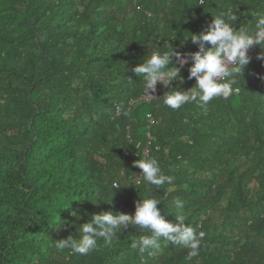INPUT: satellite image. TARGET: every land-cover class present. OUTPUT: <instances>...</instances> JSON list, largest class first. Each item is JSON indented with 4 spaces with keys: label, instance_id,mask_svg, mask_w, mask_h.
Segmentation results:
<instances>
[{
    "label": "trees",
    "instance_id": "16d2710c",
    "mask_svg": "<svg viewBox=\"0 0 264 264\" xmlns=\"http://www.w3.org/2000/svg\"><path fill=\"white\" fill-rule=\"evenodd\" d=\"M261 10L264 0H0V264H264V49L206 110L167 107L159 83L152 100L129 104L144 90L132 69L152 52L190 54V34L216 13L251 29ZM179 75L175 91L195 86ZM147 113L158 149L142 157ZM149 158L171 184L143 180L134 161ZM149 197L168 222L183 215L205 234L198 256L164 238L133 249L151 234L135 226L87 255L55 247L91 215H131Z\"/></svg>",
    "mask_w": 264,
    "mask_h": 264
},
{
    "label": "clouds",
    "instance_id": "9594fccd",
    "mask_svg": "<svg viewBox=\"0 0 264 264\" xmlns=\"http://www.w3.org/2000/svg\"><path fill=\"white\" fill-rule=\"evenodd\" d=\"M203 4L204 0H200ZM255 23L251 29L233 27L236 14L231 12H218L212 16L210 24L199 34H190L189 38L196 44L198 50L181 55L169 50L154 51L132 71L139 78H143V89L147 97H155L157 84L169 88L163 96V103L171 109H179L185 104L195 103L206 110L208 103L217 97L228 98L234 92L237 78L242 79L243 68L249 63L248 49L258 45L261 49L264 45V10L252 13ZM191 60L188 69V78H194L195 86L188 91H175L171 87L173 81L183 82L180 69ZM175 60V64L169 67ZM123 105L117 109L120 111ZM125 115L127 113H124ZM134 166L141 169L143 180L157 188L171 184L173 177L162 173L159 162L155 158L138 159ZM118 183L113 184L119 188ZM176 207H181L182 202L177 198L172 202ZM160 201L156 198L139 199L135 203L133 214L103 211L93 214L90 219L80 224V237L72 235L57 240L55 247L58 250H71L80 255H87L98 249V241L111 244L113 239L121 233L122 229L135 226L146 229L151 234L144 235L138 241L131 244L133 249L139 248L141 252L149 249H158L159 241L164 238L173 244H180L188 248V259L199 255L203 232H197L193 227L185 223V217L179 216L175 223L168 222L161 215L157 207ZM72 215L76 216L75 212ZM79 219L80 217L77 216Z\"/></svg>",
    "mask_w": 264,
    "mask_h": 264
},
{
    "label": "built area",
    "instance_id": "2783aa9c",
    "mask_svg": "<svg viewBox=\"0 0 264 264\" xmlns=\"http://www.w3.org/2000/svg\"><path fill=\"white\" fill-rule=\"evenodd\" d=\"M254 46L255 45H253L252 47H250L248 49V55L252 52ZM181 55L187 56L188 54H181ZM190 65H191V60L189 59V62L186 63L180 70H187L188 71ZM154 96L156 97V92H155ZM153 98L154 97H147L146 94L144 93V90H143L142 93L138 97L131 99L129 101V104L131 105L137 101L149 102ZM118 108H119V105H116V107H115L116 114L120 113V111H117ZM146 119H147V121H146L145 127L143 129V135H144L143 139L138 140L135 144V146L139 150V154L142 157H145L149 154L151 147L153 149H158V145L156 143H154L155 136L151 132V126L153 124H155L157 122V120L155 117L152 116L151 113L146 114ZM139 154L137 153V155H139Z\"/></svg>",
    "mask_w": 264,
    "mask_h": 264
}]
</instances>
